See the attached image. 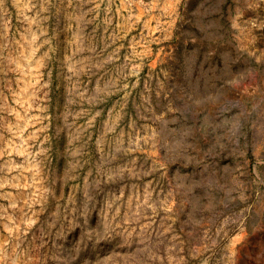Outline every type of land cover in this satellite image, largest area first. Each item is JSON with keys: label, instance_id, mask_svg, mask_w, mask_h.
Here are the masks:
<instances>
[{"label": "rangeland", "instance_id": "374dc122", "mask_svg": "<svg viewBox=\"0 0 264 264\" xmlns=\"http://www.w3.org/2000/svg\"><path fill=\"white\" fill-rule=\"evenodd\" d=\"M0 264H264V0H0Z\"/></svg>", "mask_w": 264, "mask_h": 264}]
</instances>
